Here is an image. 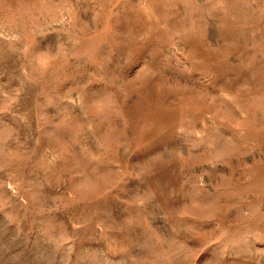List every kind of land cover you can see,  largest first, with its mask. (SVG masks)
Returning a JSON list of instances; mask_svg holds the SVG:
<instances>
[{
    "label": "rangeland",
    "instance_id": "rangeland-1",
    "mask_svg": "<svg viewBox=\"0 0 264 264\" xmlns=\"http://www.w3.org/2000/svg\"><path fill=\"white\" fill-rule=\"evenodd\" d=\"M0 264H264V0H0Z\"/></svg>",
    "mask_w": 264,
    "mask_h": 264
}]
</instances>
